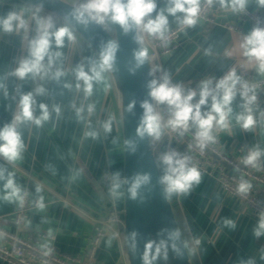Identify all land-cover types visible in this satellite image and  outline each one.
<instances>
[{
    "label": "crops",
    "instance_id": "0c3cea01",
    "mask_svg": "<svg viewBox=\"0 0 264 264\" xmlns=\"http://www.w3.org/2000/svg\"><path fill=\"white\" fill-rule=\"evenodd\" d=\"M156 3L159 10L166 6L167 0H156ZM228 10L214 3L208 22L185 30L174 51L168 57L150 63V70L159 67L170 75L172 83L185 89H195L209 78L215 82L233 68L240 77V71L245 70L248 80H264V74L257 73L239 48L242 37L254 26ZM245 11L264 15V7H258L256 0H249ZM10 12L22 15L28 27L11 33L0 30V127L11 122L18 111L20 96L27 92L34 94V115H40L39 105L43 103L48 106L49 119L39 126L32 122L19 125L25 145L21 158L13 163L0 158V170L4 175L13 173L21 190L28 191L40 204L43 203V207L29 212L23 226L15 229L10 216L17 199H4L0 190V227L21 236L52 235L56 254L83 260L94 224L109 211H121L122 183L115 189L118 194H113L114 174L119 173L122 181V146L115 96L106 73L103 82L93 84L92 95L85 97L82 81L76 80L73 70L81 64L87 70L89 60L96 56L75 33V42L65 41V46L60 49L52 46L51 52L60 51L62 55L54 59L46 74H30L23 80L12 75L19 62L28 57L29 41L37 35L39 22L43 24L50 20L55 27L65 24L42 11L12 0H0V19ZM168 19V30L179 25L175 17ZM138 34L145 46L151 43L150 36L139 28ZM44 64L47 68V58ZM57 69L64 75L54 79L53 73ZM159 75L160 72L154 73L155 77ZM77 83L81 84L80 89H77ZM37 87L44 88L43 95L35 94ZM242 103L237 95L232 104L233 114L242 111ZM89 105H94L91 114ZM57 107L59 113L55 111ZM253 107L258 121L254 128L245 130L232 119L229 129L220 130L216 142L222 152L234 156L240 149L245 155L253 146L264 149V118L260 117L261 108ZM78 109H81L79 114ZM105 122L110 123L108 132L103 127ZM167 150L165 143L160 142L154 154L160 176L163 168L158 158ZM260 164L264 174V157ZM108 176L111 183L106 180ZM2 185L3 181H0V189ZM101 195L108 205L101 200ZM167 197L187 234L192 264L191 256L196 264H264V235L256 237L253 234L259 218L225 195L212 176H201L200 182L187 194ZM96 262L127 264L121 233L113 236L112 230L107 229Z\"/></svg>",
    "mask_w": 264,
    "mask_h": 264
},
{
    "label": "clouds",
    "instance_id": "9594fccd",
    "mask_svg": "<svg viewBox=\"0 0 264 264\" xmlns=\"http://www.w3.org/2000/svg\"><path fill=\"white\" fill-rule=\"evenodd\" d=\"M202 2L208 6L218 3L221 8H227L236 14L246 10L249 0H167L166 6L159 10L156 0H82L80 8L73 9L71 15L77 24L84 27L90 23L104 27L113 24L118 25L124 33L139 28L148 36L163 40L168 31L169 16L175 17L180 25L193 27L200 16ZM256 3L258 7H264V0H256ZM27 27V20L17 13L10 12L0 19V30L6 33L27 30ZM75 40L76 36L69 25L55 27L50 20L43 24L39 22L37 35L29 41L28 57L19 62L12 75L23 80L30 74L32 76L46 74L54 59L62 55L60 51L51 52L52 46L60 49L65 46V41ZM239 48L241 55L253 64L257 73L264 74V26H254L242 37ZM116 50L117 45L109 42L102 47L95 59L89 60L87 70L83 64L73 70L76 80L82 81L85 97L91 96L93 84L103 82L105 74L111 71ZM147 55V49L134 52L137 66L144 63ZM45 58L48 60L47 68L44 64ZM155 72H160L159 77L154 76ZM63 75L64 72L57 69L53 73V78L59 79ZM149 75L154 76L147 84L151 102L149 100L141 102L143 114L136 129L137 136L141 138L147 135L152 140L159 141L166 129L178 135L191 132L197 147L203 150L208 144L216 142L214 129H229L232 119L245 130L254 128L258 123L253 107L257 100L255 89L243 80L234 68L229 69L215 82L211 78L201 81L195 89H185L179 84L172 83L170 75L166 71H161L159 67L152 69ZM76 87L80 89L81 84L77 83ZM44 91L43 87H37L35 94L43 95ZM237 95L243 101L240 105L242 111L233 114L232 104ZM35 102L33 92L22 94L18 101V111L13 115L11 122L0 127V158L9 163L20 159L25 148L19 125L32 122L39 126L49 119L48 106L43 103L39 105L40 115H34L32 106ZM131 107L130 104L129 108ZM160 107L165 109L166 117L158 110ZM55 111L59 113V108L57 107ZM80 111L81 109L77 110L78 114ZM93 111L94 105H89V114ZM103 127L106 132L111 130L109 122H105ZM262 157L264 149L253 146L243 157V163L258 168ZM158 162L163 168L159 183L168 196L187 194L194 184L200 182L201 173L187 155L170 150L162 153ZM149 180L150 176L147 173L134 175L129 189L131 196L135 198L136 190ZM0 181H3L0 190L4 193V199H23L22 190L16 184L13 173L9 172L5 176L4 171L0 170ZM122 182L126 181H121L119 173L114 174V195L118 194L115 189ZM250 189L251 183L246 180H241L237 187V191L242 194H247ZM40 207H43L42 202ZM232 226L234 227V224ZM253 234L256 237L264 235V213L260 215Z\"/></svg>",
    "mask_w": 264,
    "mask_h": 264
},
{
    "label": "water",
    "instance_id": "95a60500",
    "mask_svg": "<svg viewBox=\"0 0 264 264\" xmlns=\"http://www.w3.org/2000/svg\"><path fill=\"white\" fill-rule=\"evenodd\" d=\"M12 1L50 14L69 25L96 57L107 43L117 45L113 66L107 75L116 101L122 146V181H126L122 182L121 214L127 264H192L170 201L159 183L152 139L136 134L143 114L141 102L150 101L147 84L152 79L147 58L137 66L134 57V52L144 49L138 28L124 33L113 24L104 27L90 23L84 27L71 15L73 9L79 8L62 0ZM138 173H147L150 180L136 190L133 198L129 189L132 178ZM100 198L108 205L104 196Z\"/></svg>",
    "mask_w": 264,
    "mask_h": 264
},
{
    "label": "built area",
    "instance_id": "2783aa9c",
    "mask_svg": "<svg viewBox=\"0 0 264 264\" xmlns=\"http://www.w3.org/2000/svg\"><path fill=\"white\" fill-rule=\"evenodd\" d=\"M213 9L214 4L208 6L202 2L200 16L196 24L208 22ZM221 11L227 12L225 9ZM237 14L253 26H264V15L250 14L246 11ZM189 28L191 27L179 24L168 30L163 40L150 37L151 43L147 46L140 38L142 46L147 49L149 64L168 57L174 51L180 35ZM240 75L254 87L257 96L254 106L261 108L260 117L264 118L262 115L264 113V80H248L245 70H241ZM158 110L166 117L163 107ZM214 135L218 137L220 130L214 129ZM160 142L165 143L167 151L175 150L182 155L189 156L191 162L199 169L201 176H212L224 194L244 206L250 215L259 218L264 213V174L260 161L258 168L246 166L243 163L245 154L242 149L238 150L234 156H230L219 149L217 142L208 144L201 150L197 147L191 132L178 135L166 129L159 141L152 140L154 154ZM106 180L111 183L110 176L106 177ZM241 180L251 183V189L247 194L237 191ZM22 195L23 199H17L16 206L10 216L11 224L15 229H20L23 226L29 212L40 208L39 201L33 198L28 191H22ZM122 225L121 211L116 210L109 211L107 215L96 222L83 260L72 255L56 254L54 250L55 238L52 235L36 233L21 236L0 227V262L2 264H98L96 262L97 252L102 240L106 237L107 229L112 230L113 236H118V232L122 234Z\"/></svg>",
    "mask_w": 264,
    "mask_h": 264
},
{
    "label": "trees",
    "instance_id": "16d2710c",
    "mask_svg": "<svg viewBox=\"0 0 264 264\" xmlns=\"http://www.w3.org/2000/svg\"><path fill=\"white\" fill-rule=\"evenodd\" d=\"M174 213H175V218H176V221L178 223V227H179V230L181 232V235H182V238H183V241H184V244L186 246V249L187 251L190 253V250H189V244H188V238H187V234L185 232V230L182 228L181 226V222H180V218H179V214L178 212L176 211V209L174 208ZM192 255V254H191ZM192 257V261L194 262L193 264H196V261H195V258L193 256Z\"/></svg>",
    "mask_w": 264,
    "mask_h": 264
},
{
    "label": "rangeland",
    "instance_id": "374dc122",
    "mask_svg": "<svg viewBox=\"0 0 264 264\" xmlns=\"http://www.w3.org/2000/svg\"><path fill=\"white\" fill-rule=\"evenodd\" d=\"M73 6H76L77 8H80V5L82 3V0H63ZM121 205V204H120ZM120 210H121V206H120Z\"/></svg>",
    "mask_w": 264,
    "mask_h": 264
}]
</instances>
